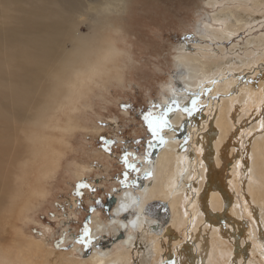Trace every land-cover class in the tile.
<instances>
[{"label": "rangeland", "instance_id": "obj_1", "mask_svg": "<svg viewBox=\"0 0 264 264\" xmlns=\"http://www.w3.org/2000/svg\"><path fill=\"white\" fill-rule=\"evenodd\" d=\"M94 2L96 6L90 12L92 18L79 24L80 28L78 27V31L75 32L90 35L91 45L94 46L92 56L99 45V37L114 44L112 46L119 50L118 55L120 56H117L116 63H111L113 72L116 74L111 78H105L104 81L98 80L94 84L93 92H90L88 100L85 99L79 105L76 116L81 127L68 135V149L64 151L53 174H49L43 182L45 195L42 197L33 196L32 190L28 186L33 183L31 177H28L32 174H28L25 175L24 190L21 186V193H23L21 198V193H19L21 201L17 198L18 200L16 199L15 202L17 207L15 204L9 206L11 210L15 209L14 212H5L4 210L2 212L6 197L0 198V245L8 249L12 248L11 244L13 246V240L15 241L14 235L18 233L20 234L19 238L21 237L23 240V242L17 241L19 243L41 244L43 247L48 245L49 249L59 252H67L80 247L82 252L78 253L84 254L76 255L80 259L88 258L96 250H108L110 253L117 250L123 236L118 228L113 227L109 236L94 239L91 238V228H93L98 217H100L98 220L106 222L109 220L110 213L116 207L118 197L124 190L131 189L137 194L140 193L139 197L141 198L145 191L144 187H147L153 179L152 175H141L143 168L149 169L152 161L155 162L156 166V161L151 159L156 149L159 148L157 143L159 136L161 135L163 139L167 140L165 134L172 128L166 126L158 136L154 137L151 135L144 117L149 111L157 116L163 115L165 111L168 113L166 119L170 123V114L182 111L184 113L191 112L192 115L189 120H186L183 128L177 126L174 130L173 142L183 144L182 153L185 152L188 159H193L198 168H190V174L183 177L191 180V182L186 198L187 203L184 204L185 222L184 225L180 226L181 228L177 229V233L180 234H175V237L180 240L170 245L169 248L168 238L164 236V231L160 232L157 229L152 231L151 229L154 236L151 238V234L148 235L147 231L140 232L143 239L131 250L132 264H173L175 262L174 253L177 250H182L185 246V233L193 224L191 205L196 201L198 192L203 188H199L201 187L202 176L200 165L205 161V153L202 152L199 145L201 135L205 132L208 133V125L211 119H214L216 105H219L222 99L229 96L233 97V94L239 95L242 90L261 86L262 80L260 79L264 75V19L250 25V29L242 31L227 42L220 43L213 39V41L207 38V41L203 40L205 34L203 28H207L205 26L211 24L215 28L224 29L222 25L215 22L214 15L221 14L222 9H226L225 7L232 9H236V6L237 8L238 6L251 8V5L240 4L238 3L240 0H220V4L217 3V5H209V0H94ZM185 37L188 39H184ZM199 44H209L215 51L219 46L225 47V55H221L222 58L218 60L217 65L232 66L236 63L230 59L236 56L238 57L234 60L237 62L240 60L249 62L250 58L255 61L260 60L250 67L244 66L237 71L227 70L224 76L220 73L213 78V81H202L199 85L194 84L188 88L186 82L188 73L180 64V59L187 54H193V46ZM65 48L66 50L71 49L72 44L67 42ZM249 52H252L256 57H248L246 54ZM37 75L38 73H36ZM232 80L236 82L232 86V93L223 94L220 91L221 88H218L219 85H224ZM174 89L180 95L187 93L188 98L183 102L182 109L169 112V109L167 110L164 105L172 107L174 101H178L177 105H181L179 98H175L170 104L166 100L170 97L173 98L172 90L174 91ZM193 101H196L195 108L190 106L193 105ZM154 105L156 107H153ZM237 106L241 114L238 115L236 112L235 121L239 131H243L242 140L238 146V158L231 159L228 155L229 157L224 158L221 166L214 161L213 170L217 172L219 169L220 171L227 169L224 172V180L226 185L231 188L229 194L232 195L230 198L233 197L234 200L235 197L241 204L243 219L231 213V202L228 199L229 202L226 201V208L223 212L214 213L212 209L208 212L207 222L212 225L214 231L216 229L217 231L218 229L222 230L224 234L223 249L229 264H264V255L255 254V247L259 242L255 241L248 231V227L254 228V231L257 229L253 220L255 214L252 213V218L250 214L245 212L243 200L245 196L243 177L246 176L247 145L250 143L252 146L254 142H259V138L264 137V106L261 107L262 111L256 110L254 117L250 115L251 108L249 109L250 112H243L248 109V106H240L239 103L236 104ZM61 115L62 113L58 114L59 117L50 122L49 126L53 131L55 127L58 129L57 119L61 118ZM244 117L246 118L244 119ZM259 122H261V129L256 128V131L253 132L252 126ZM0 129L2 133H0V149L3 150L2 145H7V142H4V137L8 135L11 137V148L7 150L6 156L2 155L0 158V165L2 161L3 165L4 163L8 165L10 171H14L17 168V163L28 164V158L25 159V157L30 156L32 151L27 144L28 142L26 143L25 136H20L21 133H15L16 129H11V132L7 133L3 124H0ZM50 129H47L49 134L51 133ZM58 131L56 132L60 133ZM50 136L52 135L50 134ZM102 138L106 143L102 142ZM213 140L215 139L210 141L211 145H208L206 149L208 154L212 148L214 149ZM166 144L167 141H165L164 146ZM8 151L11 153L8 154ZM30 158L32 159V155ZM210 158L212 159L213 156ZM4 159H8V161ZM235 161L240 166L238 181L236 180L238 173L233 174L235 172L234 166L237 163ZM28 166L30 165H27L30 171L26 168V174L27 171L28 173L33 171V167ZM31 166L33 165L31 164ZM5 168L8 170L7 167ZM209 170L207 169L206 175L210 173ZM151 177L152 179H150ZM183 182L184 180L180 183L184 184ZM81 185L85 186L80 187ZM215 190L217 189L215 188ZM219 190L221 191L220 188ZM113 198L116 201L111 202ZM157 199L160 197L158 196ZM6 201L5 203H9L8 197ZM167 201L170 204L168 198ZM156 204H151L152 208L157 207L151 213L148 212L152 214L148 218L155 219L159 224L166 226L170 222L171 213L165 207L162 209V206L159 207ZM107 206L110 208L108 212L106 211ZM148 207L149 205L147 209ZM128 216L130 217L129 213ZM85 228L90 230V245L89 238L85 236ZM246 231L249 233L247 239L244 236ZM256 238L259 239L260 237L257 236ZM153 239L161 240L159 244L167 247L164 253L158 254L156 252L155 245L152 243ZM218 241L221 239L218 238ZM229 243L230 247L235 250L238 246L243 251L239 257L236 256L237 261L235 260V252L227 251L230 248ZM40 250L38 248L33 250L32 262L34 264L44 263L46 253ZM244 255L246 256L244 257Z\"/></svg>", "mask_w": 264, "mask_h": 264}, {"label": "bare ground", "instance_id": "obj_2", "mask_svg": "<svg viewBox=\"0 0 264 264\" xmlns=\"http://www.w3.org/2000/svg\"><path fill=\"white\" fill-rule=\"evenodd\" d=\"M219 2L220 0H209L208 4L217 5ZM238 3L251 5L252 7L238 6L237 8L236 6V9L228 7H225V10L222 9L221 14L214 15V20L222 25L224 29L207 24L205 26L207 28H203L205 31L203 40L213 39L220 43L227 42L242 31L250 29V25L264 19V0H240ZM95 6L94 0H0V124L5 126L7 133H10L11 129H16L15 133H21L20 136H25L26 143L28 142L27 144L31 149L28 148L32 151V153L30 151L32 159L30 158L31 155L28 156L30 153L27 155L28 157H25V159L28 158V164L22 162L21 165L19 162L20 166H18L19 164L16 162L17 168L14 167V171H10L8 165L4 163V165H7L5 167L8 170H6L1 161L0 198L5 196L6 200L7 197L9 200V203H5L6 200L4 201L5 206H3L4 209L2 207V212L3 210L14 212L15 209L11 210L9 206L14 205L16 199H19V193L22 191L21 186L23 188V183H25V175L32 174L28 177H31L33 183L31 182L32 184L28 186L31 188L33 196L42 197L45 195L43 182L49 174H53L64 151L68 149V135L81 127L76 116L79 105L85 99L88 100V96L98 80L102 79L104 81L105 78H111L116 74L113 72L111 63H116L119 50L112 46L114 44L108 43L106 39L99 37V45L92 56L94 46L91 45L90 35L75 32L79 24L92 18L90 12L94 10ZM67 42L72 44V48L69 50L65 48ZM193 49V54H187L180 59V64L188 73L186 79L188 88L194 84L199 85L202 81H213V78L220 73L224 76L227 70L237 71L244 68V66L250 67L260 60L255 61L250 58L249 62L242 60L237 62V60H234L237 59L238 56H236L230 59L236 64L227 67L224 64L217 65L218 60L222 58L221 55H225L224 46L217 47V51H215L209 44H199L193 46ZM246 55L256 57L252 52ZM36 73H38L37 76ZM197 79L199 81H196ZM233 80L224 85H219L218 88H221L220 91L223 94H230L232 86L236 84ZM260 80H262L260 87L242 90L239 95L236 94L235 96L233 94V97L229 96L222 99L220 104L216 105L214 119H211L208 125V133L205 132L201 135L199 145L202 152L205 153V161L200 165L202 176L201 187L199 188H203L198 192L196 201L192 205L190 204L193 210V224L190 222L191 225L187 229L188 231L186 230L185 246H182V250H177L174 253L175 262L173 264H229L228 257L223 249L224 234L220 229L214 231L212 225L207 222V215L211 209L214 213L223 212L228 199L231 202L230 211L234 216L243 219V212L238 200L235 197L234 200L233 197L230 198L232 195L229 194L231 188L226 185L224 180L226 167V170L220 171L219 169L215 172L213 162H218L221 166L224 158L229 156L231 159L238 158V146L242 140L241 134L243 131H239L235 121L236 112L238 115L241 114L236 104L248 106V109L243 111L245 113L250 112L249 109L251 108L250 115L252 117L256 115V110L260 109L262 111L261 107L264 106V75L261 76ZM172 92L173 98H167V102L170 104L175 98H179L181 105H177L178 101H174L172 107L164 106L167 110L171 109L173 112V110L182 109L183 102L188 98V94L180 95L175 89ZM254 104L256 105L254 106ZM252 105L253 107H251ZM60 113L62 115L61 118L57 119L58 129L54 128V131L59 130L60 133L56 131L55 133L49 125L53 119L59 117L58 114ZM170 115L171 125L167 120L169 124L167 127L172 129L165 134L167 140L159 137L157 143L160 144V138L163 139L164 143L156 149L151 159L156 161V166L155 162L152 161L149 169L143 168L141 175H152L153 179L151 177L152 180L147 187H144L145 191L141 198L139 197L140 193L137 194L131 189L124 190L118 197L116 207L110 213L109 220L107 222L98 220L100 219L98 217L93 224V228H91V238L93 239L109 236L113 227L118 228L123 236L117 250L111 253L108 250H96L88 258L80 259L76 257V255H84L78 253L82 252L80 247L67 252H59L49 249L48 245L43 247L41 244L19 243L17 241L23 242V240L21 237L19 238L20 234L16 233L15 238H13L15 239V241L13 240V246L11 244L12 248L8 249L0 245V264H34L32 253L35 248L46 253L43 264H132L131 250L143 239L140 232L147 231L152 238L154 234L151 233V229L152 231H155V229L160 232L164 231V236L168 238L169 248L170 245L179 242L180 239L175 237V234L177 229L185 222L183 216L184 204L187 203L186 198L191 182V180L183 177L189 175L190 168L197 167V163L193 159H188L185 152L182 153L184 150L183 144L173 142L174 130L177 126L183 128L184 123L189 120L192 113L180 111ZM260 124L261 122L254 124L252 131L255 132L256 128L261 129ZM47 129L51 130L50 134L52 136L47 132ZM4 138L7 145H2L3 150L0 149V158L2 155L6 156L7 150L11 148V137L8 135ZM212 139H215L213 140L214 149L212 148V151L208 154L206 149L208 145H211L210 141ZM165 141H167V144L164 146ZM12 146L14 145L12 144ZM245 159L247 168L246 176L243 177L245 186L244 210L252 218V213L255 214L253 220L257 225V229L254 231V228L248 227V231L251 233V237L259 242L254 247L255 254L261 256L264 255V137L259 138V142H254L252 146H250V143L247 145ZM6 160L8 161V159ZM30 162L33 166L29 164ZM27 165L33 167L32 173H28L30 170ZM239 167L237 162L233 173H238L236 176L237 181ZM25 169L28 170L27 174ZM207 169H210L208 175H206ZM230 177L232 178V176ZM182 180H184V184L180 183ZM6 183L8 184L6 185ZM4 190L6 193L3 192ZM28 191L30 192L29 189ZM22 194H20V198ZM158 196L160 199H157ZM31 198L33 197L31 196ZM153 203H157L156 205L159 207L162 206V209L165 206L170 211L171 217L170 222L166 224L167 227L159 224L155 219L148 218L152 214H150L151 212L148 213L147 206ZM156 207H154V210H156ZM130 210L132 211L130 212ZM244 234H246L244 236L247 239L249 233L246 231ZM257 236L260 238H256ZM180 238L182 237L180 236ZM218 238L221 241H218ZM153 241L156 252L158 254L164 253L167 247L159 244L161 240L153 239ZM237 247V250L233 247L227 249L229 252H235L236 261L238 259L236 256L239 257L243 253L240 247ZM220 248H222L221 251Z\"/></svg>", "mask_w": 264, "mask_h": 264}, {"label": "snow or ice", "instance_id": "obj_3", "mask_svg": "<svg viewBox=\"0 0 264 264\" xmlns=\"http://www.w3.org/2000/svg\"><path fill=\"white\" fill-rule=\"evenodd\" d=\"M184 39H188L187 37H185ZM193 108H195L196 105V101H193ZM153 107H156L155 105ZM168 111H171V109H169ZM167 112H164L163 115L157 116L155 115L153 112L149 111V113L144 117L148 129L151 133L152 136H158L160 131L167 126ZM102 142H105L104 139L102 138ZM160 143H164L163 139L160 138ZM126 158H125V163H126ZM85 185H81L80 187H84ZM94 191V190H93ZM85 236L89 238V245L91 243L90 241V230L85 228Z\"/></svg>", "mask_w": 264, "mask_h": 264}, {"label": "water", "instance_id": "obj_4", "mask_svg": "<svg viewBox=\"0 0 264 264\" xmlns=\"http://www.w3.org/2000/svg\"><path fill=\"white\" fill-rule=\"evenodd\" d=\"M168 123H169V122H168ZM168 123H167V126L169 125ZM162 145H163V143H160V144H159L160 147H161ZM114 201H116L115 198L111 199V202H114ZM164 207H165V206H164ZM153 209H154V207L152 208V205H149V207H148L149 212H152ZM106 211H107V212L110 211V208H108V206L106 207Z\"/></svg>", "mask_w": 264, "mask_h": 264}, {"label": "flooded vegetation", "instance_id": "obj_5", "mask_svg": "<svg viewBox=\"0 0 264 264\" xmlns=\"http://www.w3.org/2000/svg\"><path fill=\"white\" fill-rule=\"evenodd\" d=\"M159 137H161V135Z\"/></svg>", "mask_w": 264, "mask_h": 264}]
</instances>
